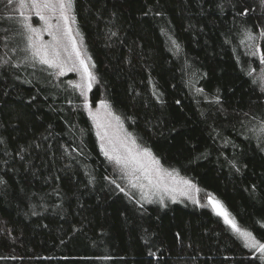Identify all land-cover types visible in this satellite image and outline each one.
Returning a JSON list of instances; mask_svg holds the SVG:
<instances>
[{
    "label": "trees",
    "instance_id": "trees-1",
    "mask_svg": "<svg viewBox=\"0 0 264 264\" xmlns=\"http://www.w3.org/2000/svg\"><path fill=\"white\" fill-rule=\"evenodd\" d=\"M72 9L92 101L264 243V3ZM19 26L0 0V264H264L211 206L139 204L122 191L81 94L28 57Z\"/></svg>",
    "mask_w": 264,
    "mask_h": 264
},
{
    "label": "rangeland",
    "instance_id": "rangeland-1",
    "mask_svg": "<svg viewBox=\"0 0 264 264\" xmlns=\"http://www.w3.org/2000/svg\"><path fill=\"white\" fill-rule=\"evenodd\" d=\"M4 1L18 17L21 30L20 38L28 57L40 62L39 56L34 55L36 49L46 50L50 58L59 53V62L64 66L63 75L60 74V67L45 65L49 66L57 76L67 77L70 84L81 94L84 109L92 120L103 154L106 149L109 156H120L126 161L125 164H117L114 159H110L109 156L104 154L112 163L115 177L121 185L122 191L124 190L138 198L137 203L139 204L156 203L166 206L178 202L194 204L199 207L210 206L208 203L209 196L204 195L194 182L174 170L165 168L149 149L152 158L159 162L158 165L154 164L152 159L141 154L147 148L141 145L128 131L124 121L114 112L105 99H100L95 103L92 101L91 92L97 82L96 73L92 58L77 29L72 6L68 12L71 28L69 34L58 8L56 11L42 6L36 8L31 5L30 0L23 7H21L20 0ZM37 12L45 19H40L36 14ZM32 29H35V31H32ZM29 37H31V40ZM73 38L75 39L76 49L81 53L79 58L73 48ZM259 56L263 58L261 53ZM81 58L85 61L88 72L93 77L90 89L87 87L88 75L84 72V66L80 64ZM77 85L80 87H77ZM132 140H135V144H132ZM168 173H171V175H168ZM184 181H188L190 184H185ZM229 217L233 220L231 214H229ZM221 218L224 221L223 216ZM228 226L230 227V225ZM231 230L246 246V242L239 234L232 228ZM247 248L255 254L261 253L257 249ZM261 254L264 255V253Z\"/></svg>",
    "mask_w": 264,
    "mask_h": 264
},
{
    "label": "snow or ice",
    "instance_id": "snow-or-ice-1",
    "mask_svg": "<svg viewBox=\"0 0 264 264\" xmlns=\"http://www.w3.org/2000/svg\"><path fill=\"white\" fill-rule=\"evenodd\" d=\"M26 2H29V0H20L21 3V7H23L25 5ZM262 3H264V0H261ZM30 3L33 7L39 8V7H44V8H48L52 11H56L57 8L60 11V15L61 18L64 21L65 27L68 30V33H71V28L69 26V20L70 17L68 15L69 10L71 9L72 6V0H30ZM40 19H45L44 16L40 15L39 12L36 13ZM243 14H246L243 13ZM22 15V13H21ZM32 31H35V29H32ZM251 38V37H249ZM29 39L31 40V37H29ZM73 48L75 49V54L76 56L79 58L81 56V53L78 49H76V45H75V39L73 38ZM35 56H39L40 58V62L43 64H47L50 67H60L61 68V75L64 74L63 72V64L59 62V53L55 54V57L50 58L49 54L46 50H42V49H36V51L34 52ZM80 64L82 66H84V72L87 73L88 75V84L87 87L90 89L91 88V81L93 79L92 74L90 72H88V68L87 65L85 64V61L81 58L80 59ZM77 87H80L79 85H77ZM132 144H135V140H132ZM129 151H131V149H129ZM106 156H109V152L105 149V153ZM143 156L148 157L150 159H152V162L154 164H159L158 161H156L154 158H152V154L148 149H144L143 152L141 153ZM110 159H114L115 162L117 164H125L126 161L120 157V156H109ZM133 159H135V157H133ZM168 175H171V173H168ZM185 184H190V182L188 181H184ZM194 187V186H193ZM210 202L213 204V206L216 208L217 210V214L220 216H223L225 223H227L228 225H230V227L237 233L239 234V236L246 242V246L252 249H257L258 251H260L261 253H264V243H261L260 241H258L257 239H255V237L253 236V234L251 232L242 230L234 220L230 219L229 217V213L223 209L222 205L219 204V202L213 200L212 197H209Z\"/></svg>",
    "mask_w": 264,
    "mask_h": 264
},
{
    "label": "water",
    "instance_id": "water-1",
    "mask_svg": "<svg viewBox=\"0 0 264 264\" xmlns=\"http://www.w3.org/2000/svg\"><path fill=\"white\" fill-rule=\"evenodd\" d=\"M210 197H212V196H210ZM212 198H213V200L219 202V201H218L217 199H215L214 197H212ZM208 202H209L211 208L217 213V210H216V208L213 206V204L210 202L209 197H208ZM219 204L222 205L220 202H219ZM222 207H223V206H222ZM223 209H224V207H223ZM224 210H225V209H224ZM219 216H220V215H219ZM221 217H222V216H221Z\"/></svg>",
    "mask_w": 264,
    "mask_h": 264
}]
</instances>
